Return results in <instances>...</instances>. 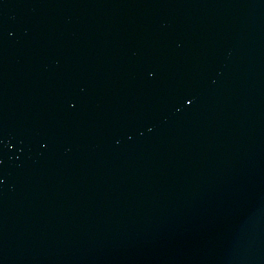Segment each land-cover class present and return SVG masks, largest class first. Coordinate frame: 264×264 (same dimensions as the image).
Here are the masks:
<instances>
[{
    "label": "water",
    "instance_id": "water-1",
    "mask_svg": "<svg viewBox=\"0 0 264 264\" xmlns=\"http://www.w3.org/2000/svg\"><path fill=\"white\" fill-rule=\"evenodd\" d=\"M0 264H264V0H0Z\"/></svg>",
    "mask_w": 264,
    "mask_h": 264
}]
</instances>
